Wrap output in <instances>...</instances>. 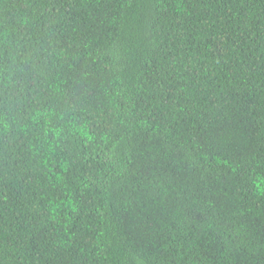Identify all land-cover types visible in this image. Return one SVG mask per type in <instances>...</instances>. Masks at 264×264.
Listing matches in <instances>:
<instances>
[{
	"label": "trees",
	"instance_id": "trees-1",
	"mask_svg": "<svg viewBox=\"0 0 264 264\" xmlns=\"http://www.w3.org/2000/svg\"><path fill=\"white\" fill-rule=\"evenodd\" d=\"M0 264H264V0H0Z\"/></svg>",
	"mask_w": 264,
	"mask_h": 264
}]
</instances>
